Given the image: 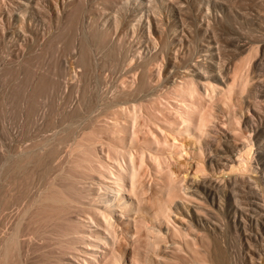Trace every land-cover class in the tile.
Masks as SVG:
<instances>
[{
	"label": "bare ground",
	"instance_id": "bare-ground-1",
	"mask_svg": "<svg viewBox=\"0 0 264 264\" xmlns=\"http://www.w3.org/2000/svg\"><path fill=\"white\" fill-rule=\"evenodd\" d=\"M184 1L0 0V37L20 31L15 24L17 28L6 30L14 20L31 19L37 13L43 19L44 13L55 12L58 30L50 34L48 48L59 42L68 44V52L81 67L73 70L70 87L71 93L81 96L72 113L63 115L59 129L50 134L48 129L47 134L23 146L0 147V215L17 205L0 234V264H24V250L32 240L55 250V256H44L55 264H225L221 241L231 226L237 233L241 230L243 255L253 256L251 245L257 235L246 234L239 208L241 201L254 206L251 209L256 217L250 214L247 228L264 229L263 198L259 191H248L254 184L263 185L264 168L254 164L263 154L260 148L264 144L263 136L253 140L246 135L249 118L235 110L242 105L248 111L251 108L241 95L248 90L247 67L251 69L259 45L246 46L248 53L235 59L239 60L235 65L228 67V62L226 71L223 64L222 68L220 63L216 66L214 48L208 43L202 49L209 61L203 56L204 62H191L179 79L174 75L171 79L168 74L179 61L176 54V59L165 54L170 53L167 48L174 38L181 43L187 38L183 11L188 5L181 6ZM196 1L199 13L194 16L202 22L199 27L203 32L214 31L226 17L244 14L232 7L233 0L231 7H224L223 0ZM210 5L221 9L215 10L213 21L205 22L203 11H210ZM255 5L263 9L264 0ZM164 25H172L174 31H165L169 28ZM158 54H162V68L156 76L165 79H157L154 86L149 71ZM65 61L58 64L52 60L46 70L27 59L19 61L26 70L22 69L23 79L10 94L21 97L19 103L26 113L20 117L23 128L13 131L17 128L13 126L8 134L11 140L25 137L26 128L32 125L28 115L33 114L27 112L52 88L55 70H64ZM107 66L118 68L124 77L119 75L108 90L98 91L95 101L88 81L95 68ZM158 87L161 91L157 94ZM216 110L227 115L223 136L217 123L224 122L215 118ZM41 123L50 128L47 120V125ZM235 138L241 139V145ZM183 154L195 160L189 172L188 165L178 158ZM240 186L247 190L244 200L238 202ZM232 198L241 205L234 207L229 227L223 218L226 200Z\"/></svg>",
	"mask_w": 264,
	"mask_h": 264
},
{
	"label": "rangeland",
	"instance_id": "rangeland-1",
	"mask_svg": "<svg viewBox=\"0 0 264 264\" xmlns=\"http://www.w3.org/2000/svg\"><path fill=\"white\" fill-rule=\"evenodd\" d=\"M219 1L221 2L222 0H219ZM227 1L230 2L231 0H223L221 2L222 5L224 7H226V4H230L229 6L231 7L232 6L231 2L228 3ZM233 1H234V4L232 7L233 8L237 7L244 14L240 13V14L235 15L233 17L232 16L226 17L221 21V24L219 26H217V28H215L214 31L210 30L207 32L202 31L201 27H199V25L201 26L202 22L200 20H198L197 16H194V15H198V13H199L197 11V9L199 8V6L197 5V1L196 0H187V1L185 0L184 3H186V4L181 2L182 3L181 6H183V7H184V5H188V7L187 6L184 7L186 12H185V10L183 11V14H184L183 17H185L183 20H184V27L186 28V30L189 29V31H187L185 33V35H187V38H186L187 40L185 39V41L183 43H181L178 38H174L175 40L173 39L171 41V43H169V45H168L167 52H170V53L165 54V56L166 55L172 56L175 59L177 56L176 61H179V62H177V64H178L176 66L177 68L173 69L168 74V76L170 75L171 79L175 78V80H177V79H179L180 73L185 71L184 69H186L187 67H190L189 65H191L195 62H200L201 60H202V62H204L205 59L207 60V57L204 56V54L206 53V51H204V49H205L204 45H206L208 43L214 48L213 49V51L215 53L214 60L217 61L216 66H218V63H220V66H221V64H223L222 66L226 67V71H227V66L230 63L231 64L228 67L232 66L234 63L236 64L237 61L239 62V60H235V59H241L242 57H240V56H242L243 54L246 55L248 53V51H246V50H248L249 48L246 46H249L251 44V46L255 45L257 47L259 45L256 48L257 49L256 53L253 54L255 56L254 57L252 56L251 61H254V62L253 63L250 62V64H251L250 66H252L251 69L247 67V71L249 70L248 72L245 70L246 68L244 69V72L245 73L247 72V75H248L247 77H249L247 79V80H249V82H247V87H248L247 89L248 90H247L246 94L244 93L241 95V96H243L241 98V100H243L242 102H247V100H248V102L251 103V106H250L251 108L248 111V110H246V107H244V105H242V109L237 108L239 110H237V109L236 110L234 109V110L237 112L239 111L238 113H240V112L244 113L246 115V117L249 118V120L246 122V125H247V127H246L247 130H245L247 132V133L245 132L246 135H248V133H249V135L251 136V138L253 140H255L257 138H261L263 136L262 143L264 144V131H263V129H264V10L263 9L264 8L260 10L257 7V5H255L257 0H233ZM243 6H245V7H243ZM187 8H189L188 11H187ZM203 8H205V6ZM210 8H211V10L208 11L209 13L206 10L203 11V14H205V16H206V17H204L205 22H207L206 20H208V19L211 21L213 19V13L215 12V10L221 9V6L220 5L217 6V9H216V7H213V6L211 7V5H210ZM238 9H236V11H238ZM58 10H60V7ZM162 10H164V8ZM211 11H212V14H211ZM53 13H55V12H50L51 15L50 14L46 15L44 13L45 16L43 14V19H42V17L39 16L41 14L37 13L31 19L25 17L24 19L21 20L22 22L20 21V19H18L19 21L14 20L13 24H11V26H10L11 29L9 28L8 25L5 26V28L7 31H10L13 29V26L16 27L15 25H17L18 28L17 27L16 28L18 30H20V31H18L19 33L16 31V34L14 33L15 34L14 35L12 31L6 32V33H4L5 35L3 34L4 36L0 37V147L2 150L13 149L12 146H16V144L18 146H21V145L23 146V145L32 143V141L35 142L37 140V138L41 137L40 136L41 134L43 136L44 134H47V132H48V134H50L55 129H59L61 127V125H60L61 123H59V122H61L63 120V115L66 113V111H68L67 113H69V112L72 113L71 110L73 109L74 104L76 105L78 98L81 96V94H79L77 96L76 94L71 93V90H70L71 82H73V79H74L72 72H74L75 70L76 71L80 70L81 67L75 64V61H74L75 58L70 53L71 50H69V45L67 44V47H66V43H60L59 42V43L55 44L56 46L53 45L54 47L52 46L51 48H48L47 42H48L49 38L51 37V35H54L56 33L55 30H58L57 29L58 28V26H57L58 21H57V18H55L56 17L55 14L53 15ZM245 13H246V15H245ZM24 20H25V22H24ZM19 23L20 24L23 23L22 25L24 27L22 25H19ZM29 23H30V25H29ZM188 23H189V26H188ZM19 26H21V29H19ZM171 26L172 25H170V27L165 26L164 28H169V29H166L165 31L168 30V32L169 31L173 32L174 29L171 30V28H172ZM29 27H30V29H29ZM23 29H25V31L27 29V31L25 32V31H23ZM180 34H181V32H180ZM130 37L133 38L132 36H130ZM130 37H129V39H131ZM213 38H215V39H213ZM68 40L71 41L70 38ZM44 42H46V43H44ZM68 43H71V42H68ZM43 46H45V48ZM65 47H66V49H65ZM203 47H204V49H202ZM43 48H44V50H43ZM67 48H68V50H67ZM171 49H172V51H171ZM62 50L63 51L67 50V51H65L67 53L66 54L61 53V52H63ZM68 51H70V52H68ZM232 51H233V53H232ZM235 51H237V52L235 53ZM245 52H247V53H245ZM42 54L44 55V58L41 57ZM175 54H176V56H174ZM161 55L162 54H160V56H159V54L157 55L158 58H160L159 60H158V58L156 59V61L154 60L155 63L157 64V66L154 67V65H156L154 63L153 69H152L151 68L152 64L150 65L151 69H150L149 73L151 75L150 78H152L150 80H151V82L153 81L152 83L155 82L154 86H156V84H158L160 82L161 78H162L161 81L165 79L162 76H161V78H160V76H156L157 72H159V70H160L159 68H162L160 65V63L162 64ZM203 56L205 57V59H203L204 58ZM257 56H258V58H257ZM35 57H37V58H35ZM23 59H27V61H29V62L31 61V63H33V65L35 63V66H37V64H38V66H42L43 67L42 70H46L47 68L49 69L50 67H48V66H52L50 64H52L51 63L52 60L55 61V59L57 60L58 64L60 62L62 63L66 60L65 61L66 66H65L64 70L63 69L60 71L55 70V75H53L54 79L52 81V88L50 90H48L45 93V95H43L41 98L36 99L34 101L32 109H31L32 111L27 112V113H33L32 115L29 114L32 116V118H31V116L28 115V119L33 126L32 125L28 126V128L30 127L29 129L26 128L28 130V131H26V135H25L26 138L23 137L21 139H16V140L12 139L11 140L12 136H10V138H9L8 134L11 135V132H13V131H20L19 129H21L20 127H22V126H20V125H22L20 123L24 122L23 119H22L23 121L20 120L21 119L20 118L21 113H26V110L24 112V110L20 106L21 105L20 104L21 103L20 102L21 97L19 98L17 95H15V96L12 95L13 96L12 97L10 94V89L14 85L16 86L17 84H19V81L21 82V78L23 79V76H24L23 73L25 72L26 69L24 70L23 67H20L18 64L19 61H22ZM33 61H35V62H33ZM188 61H189V63H188ZM207 61H209V58ZM157 62L159 63V65ZM191 62H193V63H191ZM228 62H230V63H228ZM224 64H226V65L224 66ZM35 66L32 67L31 70L32 69L35 70L36 69ZM222 66H221V68H222ZM42 67H40V68H42ZM157 67H158V71H157ZM22 69L24 72L22 71ZM113 69L114 70L116 69V70L114 71ZM117 71H119L118 68H113V67H108V66L103 67V68L102 67L95 68V70L92 74V77H91V81L90 80L88 81L89 84L87 86V87H89L88 88V90L90 91L89 94H90L91 98L93 97L92 98L93 100H95L97 98L96 97V96H98L97 93H99L100 90L101 91L108 90L114 83H116V80L120 79L119 78L121 76L120 74H122L123 72L119 71V73H118ZM173 71H176V73ZM178 72H179V74H178ZM71 73H72V75H71ZM171 73H173V74H171ZM173 75H174V78H172ZM121 77H124V76H121ZM157 79L159 80V82L156 81ZM163 89L164 88H162V90ZM158 91H161L159 87L157 90V94H158ZM236 104H238L237 101H236ZM236 107H238V105H236L235 108ZM218 110H216V112H215V115H216L215 118L216 119L220 118V119H218V122H220V120H221V122H224V120L226 119L225 117H227V115L222 114L223 111L219 112ZM252 113H253V115H252ZM45 116H46V118H45ZM215 118L213 119V121L215 120ZM46 120H47V122L50 123V124H48V127L50 125V128H47L46 126H44V127L42 126L41 121L43 122V125H44ZM213 123H217V121L215 120ZM217 124H219V126L221 127V128H219L220 130L218 129V133L223 136L225 133L224 131H227V128H226L227 126L225 125L226 121L224 122V125L222 123L221 124L217 123ZM13 126L14 127L17 126V128H15L16 130L15 129L13 130V128H14ZM25 127H27V126H25ZM41 127L42 128L46 127L47 129L41 130ZM256 128H258V129L256 130ZM26 129H23V130H26ZM48 129H50L51 131ZM29 130H31V131H29ZM41 131H43V132H41ZM45 131H47V132H45ZM252 133H253V135H252ZM9 139L11 141H15V142H11ZM17 140H19V141H17ZM234 142L237 145H241V143H242L241 139H238V138H235ZM260 152L263 154H261V157L257 159L256 163L258 165L257 164H254V165L257 168L260 166L259 168L262 169V168H264V148L263 149L260 148ZM187 156L188 155L183 154V156H181V158L180 157H178V158L180 159L181 163L185 162L186 165H188L187 169L189 172V171H191L193 164L195 163V160L190 158V157H187ZM179 159H178V162H179ZM184 159L186 161H184ZM180 168H182V166H180ZM262 170L264 171V169H262ZM217 171L219 172V170H217ZM221 172L223 173L222 170H221ZM192 173H194V172L192 171ZM249 173L252 174L253 172L252 173L249 172ZM252 175L255 176V173H253ZM187 181H188V183H190V177H188ZM261 183L262 182H260V184L257 183L256 185L255 184L252 185L254 188L252 187L248 191H251V192L259 191V193L261 194L260 196H262L261 199L263 198V203H264V182H263V185ZM242 187L240 186V188L238 187V189L236 190V192L238 191L237 192L238 195L236 194L237 197H239V199L237 198L238 202H239V200L240 201L244 200V195H245L244 193L247 190V189L243 190L246 187H244V186H242ZM239 193H241V194H239ZM258 201H260V200L258 199ZM236 202L234 201L233 198L231 200H226V203H228V207H227V211H226L227 215L225 214L223 219H225V221L227 220L229 227L231 226V222H230L231 220L230 219L232 216V211H233L234 207H238V205L240 204L239 203L237 205ZM241 204L245 207L244 209H242L243 206ZM241 204H240L241 208H239L240 206L238 208L240 211L243 210L242 211L243 215L241 216L240 219H242V221L246 225V234L247 235L253 234V236H254V233H255L257 235V236H254L255 240L253 239V241H252L253 244L251 245L252 246L251 250L254 253L252 254L253 256H251V257H249L248 255H246V256L243 255V253H245L246 250H244L245 248L243 246V242L245 243V240L242 239L243 235L241 237V233H240L241 230L239 233H237V231H235L232 226L230 228H228V226H227L229 232L227 234H225L223 240L221 241L222 247L225 248V250L223 249L225 251V254H224L225 255V264H264V229H262L260 232V230H257L255 225H253L250 229L247 228V221H248L250 214H252L251 216L254 215V218L256 217L255 212L254 211L252 212V209H251V207H254V206L246 205L245 201H241ZM247 207H248V209H247ZM16 208H17V205L16 206L13 205L12 207L10 206L7 209H5V211L2 212L5 215L4 214L0 215V234L3 232L4 229H6L8 224L11 222ZM262 209H263V210H261L262 211L261 213L263 215V221L262 222H264V208H262ZM9 213H11V214H9ZM225 217H227L228 219ZM247 235H245V236H247ZM35 242H37V243H35ZM40 242L41 241L32 240V243H30V247L28 248V250H24L26 253V254H24V264H50V263L55 264V262H53V261H51L50 263L48 261H45V258L49 257V255L50 256H51V254L54 256L56 255L55 250L53 248L51 250V248H50L51 246L48 247L46 244H43V242H41V243ZM240 248H241L242 253L239 250ZM44 254H47L48 256H46ZM44 256H45V258H44ZM51 257H53V256H51Z\"/></svg>",
	"mask_w": 264,
	"mask_h": 264
}]
</instances>
